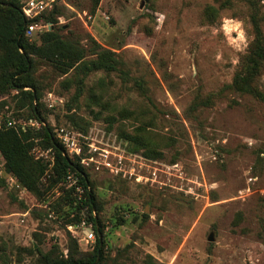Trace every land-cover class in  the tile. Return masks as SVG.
<instances>
[{"label":"rangeland","instance_id":"rangeland-1","mask_svg":"<svg viewBox=\"0 0 264 264\" xmlns=\"http://www.w3.org/2000/svg\"><path fill=\"white\" fill-rule=\"evenodd\" d=\"M56 2L69 9L59 23L80 39L84 60L95 57L92 39L122 64L79 74L84 92L74 100V71L38 60L34 76L50 110L40 122L20 109L18 122L49 124L55 135L64 127L81 147L67 153L79 157L101 203L102 264H146L147 256L154 264H264V101L225 88L252 39L246 1L100 0L94 12V0ZM207 5L219 8L217 22L205 20ZM258 6L264 12V0ZM27 37L39 43L35 31ZM196 97L204 105L194 106ZM5 99L13 109L17 98ZM122 108L152 120L147 135L161 158L127 150L121 131L133 133L140 120L119 116ZM44 162L42 183L50 174ZM3 164L0 155V264H38L35 234L49 256L66 257L70 238L82 252L94 248L83 239L91 224L66 223L74 213L62 198L72 186L64 181L39 199Z\"/></svg>","mask_w":264,"mask_h":264},{"label":"trees","instance_id":"trees-1","mask_svg":"<svg viewBox=\"0 0 264 264\" xmlns=\"http://www.w3.org/2000/svg\"><path fill=\"white\" fill-rule=\"evenodd\" d=\"M24 1L0 0V95L2 96L0 115L15 121L14 126H4L0 129V155L4 160L3 166L7 173L15 177L22 188L39 199L44 198L46 193L55 187L60 185L59 188H61L68 174H72L77 179V184L83 189L78 196L73 195L76 191L75 186L65 191L62 200H65L64 203L68 204L71 213H74L66 223L72 226L82 222L91 224L95 231L94 248L89 252H82L78 248L76 239L70 238V248L66 257L49 256L39 247L43 239L39 237V234H35L37 246H32L31 252L40 256L37 260L38 264H102L107 260L105 226L101 217V203L94 192L93 181L80 163L79 157L67 153L49 124L42 125L40 128L34 126L22 128L18 122L21 116L18 110L25 109L28 118L40 122L45 121L47 112L50 110L47 103L41 102L43 85L34 76L38 60L52 65L61 74H67L70 70L74 71L76 77L74 76L73 79L77 84L74 100H77L84 92L83 76L93 70L115 71L122 62L116 58L114 51L100 46L92 39L91 51L95 57L84 60L86 49L80 39L72 33L63 34L62 32L64 25L59 23V17L65 16L69 10L62 2H56L39 16L27 19L22 13ZM99 1L94 0L91 12L97 8ZM245 1L252 39L247 52L240 58L239 68L235 71L232 82L225 88L264 101V84L261 81L264 75V33L261 26L264 12L258 6L262 0ZM219 13V8L213 5H207L203 11L204 18L209 23L217 22L220 18ZM33 23H50L49 28L35 31V34L39 36V43L25 35V26ZM79 74H82V77ZM69 79L66 78L65 82ZM137 85L143 88L141 83ZM9 95L17 98L13 109L8 106L5 99ZM195 99L194 106L204 103L202 97ZM94 102L98 100L95 99ZM100 115V113L96 114L95 118L99 119ZM118 115L129 118L134 114L122 108L118 111ZM132 117L140 120L139 126L133 133L122 130L120 134L127 145V150L132 153L140 152L149 159L161 158L162 152L147 135V127L151 126L152 120L146 122L140 116ZM67 118L74 126L79 127L73 115H67ZM105 119L109 126L117 121L114 115L107 116ZM36 137L41 138L45 148H50L54 156L53 165L50 167V174L45 183H42V177L48 169L47 163L35 159L31 154L34 146L33 139ZM89 186L90 190L87 189ZM52 207L55 209L57 206ZM118 221H123V218L119 217ZM146 264H154L151 256H147Z\"/></svg>","mask_w":264,"mask_h":264},{"label":"built area","instance_id":"built-area-1","mask_svg":"<svg viewBox=\"0 0 264 264\" xmlns=\"http://www.w3.org/2000/svg\"><path fill=\"white\" fill-rule=\"evenodd\" d=\"M57 0H25L22 5V13L27 19H33L37 16H39L43 11L50 9L54 3H56ZM50 27V23L47 24H41V23H33L29 24L27 27L25 26V35H31L34 31H40L46 28ZM15 121L10 118H4L2 115H0V129H2L4 126H14ZM22 128L25 126L19 123ZM29 125L31 126H39V123L37 121H31L29 122ZM56 137L60 141V143L65 147L67 152H74L76 154H79L81 151V147L78 145L75 137L73 134L68 131L64 127H60L56 129ZM51 151L50 148L42 149L40 147H37L36 145L32 148L31 153L35 159H39L42 161L48 162V165L51 167L53 165L54 156L53 153L49 155V152ZM107 165H110L107 163ZM13 181V179H12ZM65 182L69 186H75L76 190L82 192L83 189L80 185L77 184V179L72 175L68 174L66 176ZM88 189V187H87ZM84 224V222H82ZM86 230H88L86 232ZM85 231H83L84 240L86 242L93 243L95 241V231L92 225L86 228Z\"/></svg>","mask_w":264,"mask_h":264},{"label":"water","instance_id":"water-1","mask_svg":"<svg viewBox=\"0 0 264 264\" xmlns=\"http://www.w3.org/2000/svg\"><path fill=\"white\" fill-rule=\"evenodd\" d=\"M208 240H210V241H211V240H213V238H212V236H211V235L208 237Z\"/></svg>","mask_w":264,"mask_h":264}]
</instances>
